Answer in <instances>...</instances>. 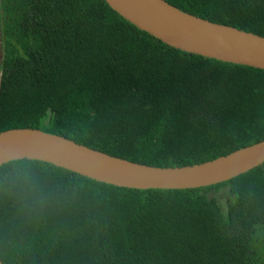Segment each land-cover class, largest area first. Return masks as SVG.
Listing matches in <instances>:
<instances>
[{"label": "trees", "instance_id": "1", "mask_svg": "<svg viewBox=\"0 0 264 264\" xmlns=\"http://www.w3.org/2000/svg\"><path fill=\"white\" fill-rule=\"evenodd\" d=\"M264 37V0H164ZM31 128L138 164L264 140V70L171 47L104 0H0V132ZM4 264H264V163L136 190L37 160L0 166Z\"/></svg>", "mask_w": 264, "mask_h": 264}, {"label": "water", "instance_id": "2", "mask_svg": "<svg viewBox=\"0 0 264 264\" xmlns=\"http://www.w3.org/2000/svg\"><path fill=\"white\" fill-rule=\"evenodd\" d=\"M124 20L184 52L264 70V37L185 13L164 0H104ZM37 160L92 180L136 190L191 189L228 181L264 163V140L183 167L138 164L38 129L0 132V166ZM0 264H4L0 260Z\"/></svg>", "mask_w": 264, "mask_h": 264}]
</instances>
